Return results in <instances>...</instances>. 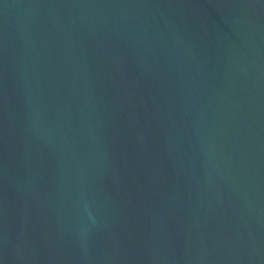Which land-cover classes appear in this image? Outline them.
I'll return each mask as SVG.
<instances>
[{"label":"water","instance_id":"95a60500","mask_svg":"<svg viewBox=\"0 0 264 264\" xmlns=\"http://www.w3.org/2000/svg\"><path fill=\"white\" fill-rule=\"evenodd\" d=\"M0 264H264V0H0Z\"/></svg>","mask_w":264,"mask_h":264}]
</instances>
